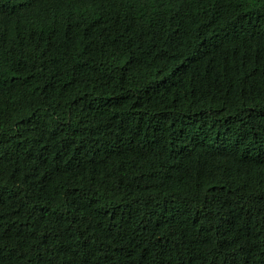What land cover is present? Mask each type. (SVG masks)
Returning a JSON list of instances; mask_svg holds the SVG:
<instances>
[{
  "label": "trees",
  "instance_id": "obj_1",
  "mask_svg": "<svg viewBox=\"0 0 264 264\" xmlns=\"http://www.w3.org/2000/svg\"><path fill=\"white\" fill-rule=\"evenodd\" d=\"M0 264H264V0H0Z\"/></svg>",
  "mask_w": 264,
  "mask_h": 264
}]
</instances>
